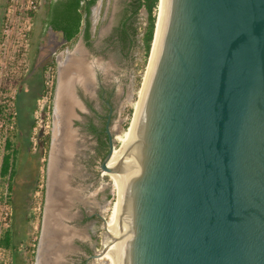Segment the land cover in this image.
Segmentation results:
<instances>
[{"label":"water","instance_id":"obj_1","mask_svg":"<svg viewBox=\"0 0 264 264\" xmlns=\"http://www.w3.org/2000/svg\"><path fill=\"white\" fill-rule=\"evenodd\" d=\"M146 72L118 168L106 123L100 168L123 178L116 236L101 217L108 243L95 259L115 244L114 264H264V0H159ZM71 122L56 203L52 130L40 243L51 230L67 245L41 257L39 246L36 264H64L77 237Z\"/></svg>","mask_w":264,"mask_h":264},{"label":"rangeland","instance_id":"obj_2","mask_svg":"<svg viewBox=\"0 0 264 264\" xmlns=\"http://www.w3.org/2000/svg\"><path fill=\"white\" fill-rule=\"evenodd\" d=\"M120 1L130 5L129 2L133 0ZM27 2L28 0H0V195L6 191V185L11 186L13 191L9 189L10 202L16 206L12 230L20 234L17 241V259H14L11 253L13 264H35V253L32 254V251H36L40 235L39 228L45 206L43 190L46 187V168L49 159V148L42 150L41 147L42 141L51 136L54 121L52 106L54 70L47 71L45 93L38 95L36 103L35 97L30 92L32 80L26 83L23 80L31 64L29 44L31 39L37 36L38 26L45 18L47 10V0H42L41 5L32 14L28 13L24 9ZM112 2L113 0H100L92 9L93 11L95 8L98 9L96 16L93 14V17L95 20L100 19L102 27L108 23ZM20 3L23 4L22 7ZM156 14L158 17L159 9ZM146 25L147 13L141 8L134 16L128 31L129 37L131 40L134 38V41H131L128 47L125 45L126 48H123L124 51L119 56L120 96L111 127L115 137V148L121 146L117 137L123 138L131 125L146 75L149 60L143 45ZM134 30L136 34L132 37ZM21 87L18 99L17 92ZM34 110L35 114L32 115ZM7 142L12 144L11 149H7ZM89 143L93 144L94 140L89 139ZM35 150L38 153L30 160L29 152L33 153ZM14 151L16 173L14 178L9 179V176L1 175V165L3 158L13 155ZM93 163L95 164H92L88 168L89 171L85 175L84 172L81 178H84L86 184L90 186L89 191L96 194V206L100 208L101 216L109 221L118 201V190L110 176L103 174L99 169L100 160L94 158ZM82 202L85 204V201ZM94 211L97 210H91L90 213ZM30 215H33V222L28 225ZM88 228L89 232L96 236L94 247L101 252L108 243L102 219L93 221ZM21 246L24 248L22 250L26 249L25 261L19 255ZM96 263L97 260H92L90 264ZM107 264L111 263L107 262Z\"/></svg>","mask_w":264,"mask_h":264},{"label":"flooded vegetation","instance_id":"obj_3","mask_svg":"<svg viewBox=\"0 0 264 264\" xmlns=\"http://www.w3.org/2000/svg\"><path fill=\"white\" fill-rule=\"evenodd\" d=\"M99 1L100 0H97L95 3L96 6ZM129 3L130 5H127L120 0H113L110 7L111 10L109 11L108 23L103 27L100 25V19L95 20L93 17L94 11L92 9L95 6L93 5L89 15H85L90 25L88 27L87 23L85 21L83 22L82 30L75 41L63 37L61 33H58L47 25L45 16L41 25L38 26L37 36L35 35V39H31V43L29 44V48L31 49V64L23 80L25 83L28 80H32L33 83H31L33 85L30 88V92L32 96L35 97L36 103L38 95L45 93L47 71L51 69L54 70L55 77L53 80L52 98L53 119L56 109L55 101H57L61 66L76 59L81 62V67L84 66L83 69L87 70L90 74V89H86L82 83L75 82L72 84L71 88H69L68 95V97L72 99L69 106H73L72 109H70L71 111L69 110L70 115L68 114V119L72 120V128L76 130L77 140L81 143L80 145H82L81 147L83 149H80L74 163V166L77 168L75 184L83 187L79 195L87 199H95L96 194L89 191L90 186L86 184L84 178H81V175L84 172L85 175L89 171L88 168L92 164H95L93 163L94 158L100 160L99 169H101V163L109 151V143L108 150L105 151L102 147V141H105V134L107 135L106 123L109 117V128L111 131L120 96L119 56L122 51H124L123 48H126L125 45L128 47L132 41L128 31L134 19L133 11L136 7V1L133 0ZM130 10L132 15L131 12L129 13ZM33 29L35 30L36 26ZM52 65H54V67H52ZM22 87L20 89L18 88V99ZM73 99H75V101ZM34 114L35 110L32 112V115ZM89 139L94 140V143H89ZM51 144L52 134L50 136L49 154ZM37 153L36 150L33 153L30 151V160L31 157L33 159ZM3 161L4 158L2 163ZM44 190H46V187ZM99 209L100 208L97 206L90 208L82 201L74 204L72 211L76 214V219L73 225L77 227L74 231L77 233L79 231L81 234L78 233L79 235L71 242V251L65 256L63 261L64 264H90L92 260H96L95 256L99 253L98 249L94 247L96 245V236L94 233L89 232L87 228L93 221L101 220L102 216ZM91 210H97L98 212L94 211L90 213ZM32 216L33 215H30L28 218V225H31L33 222ZM42 228L43 216L39 228L40 235L38 237L37 248L34 254L35 264L42 238ZM84 230L86 231L83 232ZM7 234L8 233H6V235ZM6 235L2 239V244ZM80 236L83 239L80 238ZM19 255L23 257V261L26 260V253L19 252Z\"/></svg>","mask_w":264,"mask_h":264},{"label":"bare ground","instance_id":"obj_4","mask_svg":"<svg viewBox=\"0 0 264 264\" xmlns=\"http://www.w3.org/2000/svg\"><path fill=\"white\" fill-rule=\"evenodd\" d=\"M97 12H98V9L95 8L94 9V14H95L94 16H96ZM159 23H158V30H159ZM150 66H151V63H150ZM83 67L84 66L81 67V62L74 59L72 61H69V62L63 64V66H61V68H60L57 101H55L56 102V109L54 112L55 115H54V129H53V148H52V152H51V166H52L51 178L53 181V182L51 181V184H52L51 190L53 192L52 198L54 195V197L56 199L55 200L53 198L55 203L57 202V197H58V191L56 188H57L60 180H62L61 171H63L66 168L65 162L67 161V152H68V148L70 147L69 143L71 141V133L67 129V119H68V114H69L68 107L70 108L69 104L71 102L70 97H68L69 90H70L69 88H71L72 84L75 82L82 83L86 89L91 88L90 74L88 73L87 70H84ZM149 70H150V67H149ZM146 74H147V72H146ZM148 74H149V71H148ZM148 74L146 77V81L148 78ZM77 86H79V85H77ZM80 86H81V84H80ZM142 95H143V91L140 95V98H142ZM138 99H139V96H138ZM73 100L75 101V99H73ZM140 102L141 101H138L136 104V107L134 110L136 112L135 116L137 115ZM133 126H134V123L128 129V132L126 133V135L123 138L117 137V139L121 142V146L119 148H115V151L113 153V157L110 161L111 166H113L114 168L119 167L118 166L119 163L121 162V160L124 158V156L127 153L128 143H129V139H130V136H131V133L133 130ZM81 150H83V149H81ZM56 170H58L57 176L55 175ZM103 174L110 176L111 181L114 183L115 187L118 190V201H117L116 206L112 212L110 220L107 221V225H106L108 232L111 235L116 236L118 208H119V200H120L123 173H112V174L103 173ZM72 195H73L72 198H74V199H78L79 201H85V204L88 205L90 208L95 207L97 204L95 199L83 198L77 192L72 194ZM53 199H51L50 201H52L54 203ZM51 206L53 207V205H48V208L50 209ZM57 213L59 214L61 212H59V210H58V211H56V214ZM46 225H47V222H46ZM55 227H58L59 229H61L59 227V225H55ZM85 231L86 230H84L83 232H85ZM78 233H79V231H78ZM78 233L77 232L75 233V231H73L71 233V235L74 236V235L81 234V232L79 234ZM83 234H85V233H83ZM43 238L44 239H42V244H41L40 250H39V256L40 257H41V254L47 253V251L50 253V250L56 249V246H58V245H67L64 242L62 243V241L61 242L60 241L59 242L54 241V236H53V233H51V230L48 231L47 234L45 233ZM80 238H82V237L80 236ZM114 246H115V244L111 246V248L109 249V251L105 254V256L103 258L97 260L96 264H107V262L114 264Z\"/></svg>","mask_w":264,"mask_h":264},{"label":"trees","instance_id":"obj_5","mask_svg":"<svg viewBox=\"0 0 264 264\" xmlns=\"http://www.w3.org/2000/svg\"><path fill=\"white\" fill-rule=\"evenodd\" d=\"M135 1L136 7L133 11V15L135 16L136 14H138L141 8H144L147 13V25L143 36V45L145 55L146 57H149L157 22L156 12L159 9V0ZM96 2L97 0H47V10L45 14L46 23L55 31L61 33L63 37L75 41L82 30L84 21L89 27L90 22L85 15H89L91 7L95 5ZM30 13L32 14L33 12ZM135 34L136 30H134L132 37H134ZM132 41H134V38L132 39ZM52 67H54V65H52ZM49 145L50 137L48 136L42 141V150L46 148L48 149ZM6 147L7 149H11L12 144L10 142H7ZM102 147L105 151L108 150V141L106 134L105 141H102ZM14 155H16L15 151L13 155H7L4 157V161L1 166V175L3 177L9 176V179L14 178L16 173ZM9 189L11 190V192L13 191L10 185ZM44 192L45 190H43V194ZM13 207L15 210L16 206H14V204ZM19 236L20 234L17 231L11 230L3 240V245L11 251L14 259H17L18 257L17 241L19 239Z\"/></svg>","mask_w":264,"mask_h":264},{"label":"built area","instance_id":"obj_6","mask_svg":"<svg viewBox=\"0 0 264 264\" xmlns=\"http://www.w3.org/2000/svg\"><path fill=\"white\" fill-rule=\"evenodd\" d=\"M41 1L42 0H28L24 9L28 11V13L33 12L41 5ZM19 5L20 7L23 6L22 3ZM14 215L15 210L10 202L9 188L8 185H6V191L0 195V264H13L11 251L2 244V239L6 233L12 230ZM22 248L23 246H21L19 252L25 253L26 249L22 250ZM34 253L35 251L33 250L32 254Z\"/></svg>","mask_w":264,"mask_h":264}]
</instances>
